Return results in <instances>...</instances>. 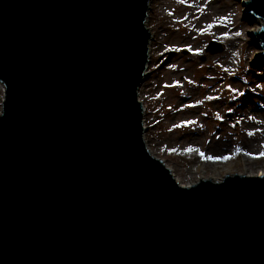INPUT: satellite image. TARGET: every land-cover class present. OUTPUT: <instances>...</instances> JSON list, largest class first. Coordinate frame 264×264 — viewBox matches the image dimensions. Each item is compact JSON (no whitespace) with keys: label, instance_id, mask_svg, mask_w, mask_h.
Returning a JSON list of instances; mask_svg holds the SVG:
<instances>
[{"label":"water","instance_id":"obj_1","mask_svg":"<svg viewBox=\"0 0 264 264\" xmlns=\"http://www.w3.org/2000/svg\"><path fill=\"white\" fill-rule=\"evenodd\" d=\"M149 3L0 0V264H264V175L183 186L146 146Z\"/></svg>","mask_w":264,"mask_h":264},{"label":"rangeland","instance_id":"obj_2","mask_svg":"<svg viewBox=\"0 0 264 264\" xmlns=\"http://www.w3.org/2000/svg\"><path fill=\"white\" fill-rule=\"evenodd\" d=\"M245 10L243 0L150 5L155 40L139 90L145 141L182 182L264 170V61H255L262 48L247 31L257 22ZM211 41L222 50L206 51ZM157 48L169 50L165 59L157 58ZM2 101L0 94V113Z\"/></svg>","mask_w":264,"mask_h":264},{"label":"bare ground","instance_id":"obj_3","mask_svg":"<svg viewBox=\"0 0 264 264\" xmlns=\"http://www.w3.org/2000/svg\"><path fill=\"white\" fill-rule=\"evenodd\" d=\"M247 1L248 0H243V7H244V9L246 8V5L245 4H246ZM151 3H152V0L150 1V5H151ZM214 10H216V8H211V12H214ZM147 21H149V20H147ZM256 22H257V27L251 28L249 31H247L251 36H254L256 34V32H258L263 27V25H264V21L262 19H260V18H256ZM146 25H147L150 33H151V40H150L149 52H148V54H149V65H148V67H149L150 66V63L152 62V52H153L152 45H153V41L155 40V34H154L153 30L149 27V24L147 22H146ZM240 27H242V29H243L246 26H244V25L237 26V27H235V30L238 29V31H239L240 30ZM155 52L157 54V58L159 60H162V59H165L166 58L167 54L169 53V50H166V51L163 52L162 50H160V49L157 48ZM260 55H261V51H259V53L255 56V61L257 63L261 60V58H260L261 56ZM263 76H264V73H263ZM0 94L4 97V85L2 83H0ZM144 115H146V112L144 113ZM145 121H146V119H145ZM248 148H250V147H247L244 150H247ZM150 153L153 156H155L151 151H150ZM168 168L170 169V171L173 174L175 180L179 184L184 185V186H188L190 184H193V182H182L179 179V177L176 175L175 171L171 167H169V166H168ZM239 174L247 175V176H252V175L261 176V175L264 174V170H260L257 173H253L250 170H247V171L242 172V173H239ZM204 179H210L212 181H221L222 178L208 177V178H204Z\"/></svg>","mask_w":264,"mask_h":264},{"label":"snow or ice","instance_id":"obj_4","mask_svg":"<svg viewBox=\"0 0 264 264\" xmlns=\"http://www.w3.org/2000/svg\"><path fill=\"white\" fill-rule=\"evenodd\" d=\"M179 2H181V3H185L186 0H179ZM222 19H224V18H222ZM208 27H209V29H210V28L212 27V25H209ZM202 31H204V30H202ZM223 35H224L225 37H227L228 33L225 32V33H223ZM236 35L239 36L240 33L237 32ZM189 50H191V49H189ZM186 151H189V152H190V151H193V149L188 148ZM201 155L203 156V153H201ZM260 155H261V156H264V152L260 153ZM209 159H211V157H209Z\"/></svg>","mask_w":264,"mask_h":264}]
</instances>
